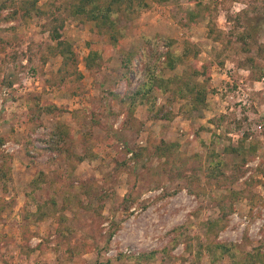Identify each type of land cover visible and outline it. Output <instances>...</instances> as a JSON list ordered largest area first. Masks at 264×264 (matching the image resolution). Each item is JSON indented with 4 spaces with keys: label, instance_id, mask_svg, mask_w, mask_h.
I'll return each mask as SVG.
<instances>
[{
    "label": "rangeland",
    "instance_id": "374dc122",
    "mask_svg": "<svg viewBox=\"0 0 264 264\" xmlns=\"http://www.w3.org/2000/svg\"><path fill=\"white\" fill-rule=\"evenodd\" d=\"M147 1L119 17L115 47L59 12L68 66L48 48L44 15L0 12V264H264V0H202L210 11L189 25L191 0ZM187 39L211 70L206 107L181 114L184 100L155 92L153 113H131L120 96L153 61L164 78L181 74L191 58L156 60L167 40L180 53ZM90 50L102 55L93 68ZM160 143L169 150L152 155ZM216 157L222 174L210 179Z\"/></svg>",
    "mask_w": 264,
    "mask_h": 264
},
{
    "label": "trees",
    "instance_id": "16d2710c",
    "mask_svg": "<svg viewBox=\"0 0 264 264\" xmlns=\"http://www.w3.org/2000/svg\"><path fill=\"white\" fill-rule=\"evenodd\" d=\"M154 3H164L169 0H150ZM195 8L187 13V24H195L197 18L206 17L210 11V6L202 0H191ZM150 7L147 0H63L61 3L54 5V10H45L38 5V0H1L0 12L8 11L4 20L11 21L15 18L23 20L29 19L32 15H44L48 21L49 37L54 42V45H48L49 50L61 56L62 65L68 66L75 63V53L71 44L66 41L60 32L63 18L59 15L62 10L66 11L68 16L80 18L84 21H91L95 24L98 30L105 31L109 35V42L113 47L116 46L119 36L123 37L122 31L119 30L118 19L120 16H125L132 20L136 18L143 10ZM212 32V27L209 29ZM159 41V38H156ZM148 41V42H147ZM172 40H167L164 44L165 51L159 53L157 62L162 69H173L178 64H182L185 60L192 59L186 64L185 69L179 75H173L167 78L162 77L156 71V62H152L150 67H147L146 74L142 82L137 86L135 91L128 93L126 96H120V100H128V108L131 113L134 112L137 105H144L147 111L151 114L156 108L155 92L169 93L170 98H179L184 100L181 108V114L195 113L206 107V95L208 93L207 85L211 81V70L205 62L198 60L197 46L189 39L183 43V48L180 53L172 52L170 49ZM150 44V39H145L143 48ZM102 58L100 50H90L85 57V66L93 68L97 61ZM44 60V59H43ZM119 97L118 95H116ZM170 100V99H169ZM168 100V101H169ZM158 108L156 109V111ZM155 111V112H156ZM161 110L156 113V118H163ZM1 143V139H0ZM158 144L154 147L152 155L161 156L165 151L169 150L168 145ZM235 150V149H231ZM131 159H136L138 153L128 150ZM212 153V152H211ZM213 157V155H212ZM222 160L217 158L207 161L206 176L210 179H217L222 174L219 171ZM9 177L7 171L0 169V183L5 187ZM35 183V181H34ZM33 183V184H34ZM37 209L31 213L32 216H37L40 209V204L37 203ZM42 216V215H41ZM41 218H38L40 220ZM61 232V231H60ZM217 249L220 255L229 251V248L224 244H218ZM156 250L141 253L139 256L154 257Z\"/></svg>",
    "mask_w": 264,
    "mask_h": 264
},
{
    "label": "built area",
    "instance_id": "2783aa9c",
    "mask_svg": "<svg viewBox=\"0 0 264 264\" xmlns=\"http://www.w3.org/2000/svg\"><path fill=\"white\" fill-rule=\"evenodd\" d=\"M131 153H129V155H130Z\"/></svg>",
    "mask_w": 264,
    "mask_h": 264
}]
</instances>
